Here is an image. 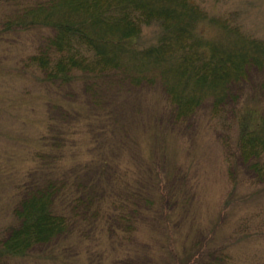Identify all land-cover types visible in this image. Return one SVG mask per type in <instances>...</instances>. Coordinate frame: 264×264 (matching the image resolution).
<instances>
[{"label": "trees", "instance_id": "16d2710c", "mask_svg": "<svg viewBox=\"0 0 264 264\" xmlns=\"http://www.w3.org/2000/svg\"><path fill=\"white\" fill-rule=\"evenodd\" d=\"M207 8L197 0H0L9 30H47L36 31L44 37L28 61L54 96L31 150L33 167L15 188L16 222L0 237V261L23 262L34 247L53 244L46 256L67 255L64 264H136L144 257L154 264H262L261 251L242 252L249 222L264 216L257 202L229 220L203 218L198 230L205 233L173 228L196 196L191 140L177 132L192 126L209 99V119L226 133L234 123L239 129L235 145L222 139L235 166L231 191L242 185L240 175L245 186L264 190V105L242 112L229 97L250 68L262 73L264 96V38L242 27L238 11ZM150 26L158 28L157 42L141 47ZM147 84H157L166 103L154 95L146 116ZM221 235L236 242L220 246Z\"/></svg>", "mask_w": 264, "mask_h": 264}, {"label": "rangeland", "instance_id": "374dc122", "mask_svg": "<svg viewBox=\"0 0 264 264\" xmlns=\"http://www.w3.org/2000/svg\"><path fill=\"white\" fill-rule=\"evenodd\" d=\"M197 1L208 7L211 13L224 14L232 10L238 11L237 18L242 27L253 36L264 38V0ZM5 12L3 13L6 14ZM5 28L7 27L3 26L0 20V237H4L8 227L14 221L16 222L12 213V207L19 201L15 188L23 182L25 175L33 167L35 152L31 150L35 148L36 141L39 143L48 113L54 109V106L47 102L54 96L51 95V88L49 87L48 92L42 84L44 74L28 61L37 43L44 37L36 31L47 32V30L35 27L32 30H25L14 24L10 25V30L7 28L5 31ZM158 35L156 26L144 27L138 43L141 47L149 46L157 42ZM261 78L262 73L258 69H248L244 79L230 85L231 103L242 109V112L253 107H256L255 112H261L264 105L263 90L259 86ZM160 93L157 84L146 85V116L157 104L153 101L154 95L157 98V95L160 96L159 104L166 103L164 95L162 98ZM210 108L211 100L209 99L199 108L192 120V126L186 125L179 128L177 132L178 136L181 135V140L188 138L191 140L192 159L188 168L192 169L191 173L195 175L196 196H193L188 206L180 211L181 215L173 228L179 230L189 228V230L197 231L196 235L203 231L205 233L204 229L198 230L203 218L214 219L218 218L219 214L223 217L229 214V220L230 217L232 218L230 213L235 212L241 205L252 206L257 202L259 207L264 206V190L260 186L254 188L245 186V180L241 175L242 185L237 186V193L231 191L230 175L235 170V166L233 158L225 153L222 139L228 136L227 141L235 145L239 129L234 123L226 133L224 127L209 119ZM205 118L217 125L216 130H213L210 125H205ZM230 121L233 122L234 117L231 116ZM251 122L248 123L249 126ZM178 164L182 167L184 165L182 161ZM168 211L173 212V210ZM247 217H251V213H248ZM256 219L249 222L246 245L242 248L243 254L250 256L253 251L264 253V216L260 215ZM210 228L209 226L208 229ZM216 237L217 240L224 239L220 241V246L236 242L228 236ZM150 247L156 255L162 253V248L159 246ZM195 247L198 250V246ZM53 252V244L39 245L31 250L23 262L3 259L0 264H64L67 262L69 258L67 255L64 259L60 256L58 259H51L50 255L46 256ZM178 261L179 259L177 263ZM133 262L114 261L117 264ZM71 263L82 264V261L75 259ZM261 263L264 264V257ZM136 264H154V260L150 261L149 258L144 257V260L139 259ZM171 264H175V261L173 260Z\"/></svg>", "mask_w": 264, "mask_h": 264}]
</instances>
